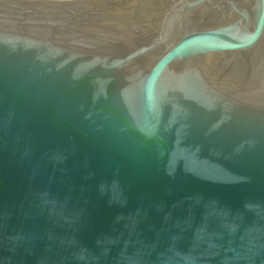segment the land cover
I'll return each mask as SVG.
<instances>
[{"label": "water", "instance_id": "water-1", "mask_svg": "<svg viewBox=\"0 0 264 264\" xmlns=\"http://www.w3.org/2000/svg\"><path fill=\"white\" fill-rule=\"evenodd\" d=\"M0 264H264V0H0Z\"/></svg>", "mask_w": 264, "mask_h": 264}]
</instances>
